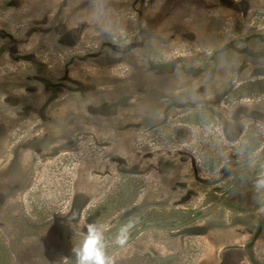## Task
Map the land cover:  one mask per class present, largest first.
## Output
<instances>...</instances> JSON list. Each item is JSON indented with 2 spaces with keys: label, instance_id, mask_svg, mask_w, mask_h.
I'll return each mask as SVG.
<instances>
[{
  "label": "rangeland",
  "instance_id": "obj_1",
  "mask_svg": "<svg viewBox=\"0 0 264 264\" xmlns=\"http://www.w3.org/2000/svg\"><path fill=\"white\" fill-rule=\"evenodd\" d=\"M260 180L264 0H0L2 264H264Z\"/></svg>",
  "mask_w": 264,
  "mask_h": 264
},
{
  "label": "clouds",
  "instance_id": "obj_2",
  "mask_svg": "<svg viewBox=\"0 0 264 264\" xmlns=\"http://www.w3.org/2000/svg\"><path fill=\"white\" fill-rule=\"evenodd\" d=\"M264 188V180L257 182V189ZM126 226L120 230L116 243L123 244L126 240ZM77 264H112L111 259L107 256L102 241V234L94 225L88 226L87 236L81 246L75 250Z\"/></svg>",
  "mask_w": 264,
  "mask_h": 264
},
{
  "label": "trees",
  "instance_id": "obj_3",
  "mask_svg": "<svg viewBox=\"0 0 264 264\" xmlns=\"http://www.w3.org/2000/svg\"><path fill=\"white\" fill-rule=\"evenodd\" d=\"M95 210H91L89 213H88V216L90 217L89 218V221H90V219L92 218V216L94 215V212ZM94 217V216H93ZM3 252H5L6 253V247H5V243L3 242V239H2V237H1V234H0V255H1V253H3ZM5 260V259H4ZM2 261L3 260H1L0 259V264H2Z\"/></svg>",
  "mask_w": 264,
  "mask_h": 264
}]
</instances>
